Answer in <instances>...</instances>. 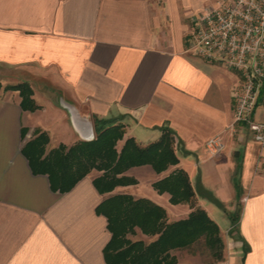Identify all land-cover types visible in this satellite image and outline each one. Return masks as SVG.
I'll list each match as a JSON object with an SVG mask.
<instances>
[{"label": "crops", "instance_id": "0c3cea01", "mask_svg": "<svg viewBox=\"0 0 264 264\" xmlns=\"http://www.w3.org/2000/svg\"><path fill=\"white\" fill-rule=\"evenodd\" d=\"M224 1L0 0V75L41 85L35 112L22 109L18 92L0 91V264H107L111 234L97 213L105 200L93 183L98 172L61 194L22 153L36 131L49 137L46 154L83 141L66 106L84 132L95 129V118L122 122L119 149L128 138L150 144L170 127L197 206L218 225L217 210L230 221L227 239L220 228L218 264H264V147L246 125L234 129L239 76L188 52L193 18ZM218 136L224 149L214 156L206 144ZM172 170L128 173L146 180L140 197L177 221L190 206L153 188ZM235 214L237 240L228 236Z\"/></svg>", "mask_w": 264, "mask_h": 264}, {"label": "trees", "instance_id": "16d2710c", "mask_svg": "<svg viewBox=\"0 0 264 264\" xmlns=\"http://www.w3.org/2000/svg\"><path fill=\"white\" fill-rule=\"evenodd\" d=\"M2 85L0 83V90ZM4 90L18 91L24 111L39 108L33 100V91L27 83L11 85ZM27 130H23L25 135ZM96 137L79 141L71 147L60 145L46 154L49 143L47 133L36 131V137L24 146L22 153L35 174L47 175L51 187L61 194L70 192L93 170L102 175L94 180L100 194L117 187L136 184V180L121 176L131 168L149 165L157 174L175 169L153 184L159 194L170 195L173 205L187 204L192 211L186 219L170 221L166 210L148 199H134L129 195H115L105 199L97 213L107 218L110 241L104 249L107 264H180L174 250L187 249L204 242L210 251L213 264L225 257V242L219 225L201 207L197 206V192L187 172L178 167L180 159L174 131L161 128L158 140L140 145L128 138L122 149L117 144L125 137V125L118 119L95 118ZM239 215L231 216L232 231ZM140 230L143 235L155 237L149 244L132 241L128 235ZM248 251L244 247V253Z\"/></svg>", "mask_w": 264, "mask_h": 264}, {"label": "built area", "instance_id": "2783aa9c", "mask_svg": "<svg viewBox=\"0 0 264 264\" xmlns=\"http://www.w3.org/2000/svg\"><path fill=\"white\" fill-rule=\"evenodd\" d=\"M188 52L237 72L234 124L246 125L264 147V0H229L206 8L193 18ZM206 146L214 156L224 149L219 136Z\"/></svg>", "mask_w": 264, "mask_h": 264}, {"label": "rangeland", "instance_id": "374dc122", "mask_svg": "<svg viewBox=\"0 0 264 264\" xmlns=\"http://www.w3.org/2000/svg\"><path fill=\"white\" fill-rule=\"evenodd\" d=\"M3 78L4 76L3 75H0V83L2 85V89H4L5 87L7 86H11V85H17V84H23V83H27L28 86L32 89L33 91V95H34V90L35 89H40V84L39 83H30V82H27V81H24V80H19V81H3ZM0 90V91H1ZM9 91H12V90H9ZM18 92V91H16ZM19 93V92H18ZM33 98V97H32ZM34 100V99H33ZM35 101V100H34ZM239 124H235V127L234 129L238 132L239 130ZM36 134V132L34 133V135ZM36 137V136H35ZM120 144L118 143L117 144V150L120 151L122 148H120ZM146 166H149V165H146ZM141 167H144V166H141ZM151 167V166H150ZM137 168V167H136ZM133 169V168H131ZM131 169H129L127 172H125L124 174H122L121 176H127V177H130L134 180H136V184L134 185H128V186H122V187H125V188H120L119 190H116L117 188H115L112 192H109V193H105L103 195H105V199H108L112 196H115V195H129L131 197H133L134 199H148V198H143V197H140L138 194L141 193V191L146 188V180H143L142 183L143 185H141V182L139 181V179L136 178V176L134 175H131L132 172L128 173ZM153 169V168H152ZM171 169H175L174 167L170 168L168 171H170ZM172 170V171H173ZM171 171V172H172ZM98 172V177H100L102 175L101 172L97 171V170H93L92 172H90L89 174L91 173H96ZM170 172V173H171ZM165 173V172H164ZM169 173V174H170ZM97 174V173H96ZM139 174H137L138 176ZM160 175V174H159ZM96 177V178H98ZM140 183V185H138ZM144 186V187H143ZM154 188V187H153ZM141 190V191H140ZM155 190V189H154ZM156 191V190H155ZM165 194V193H164ZM169 195V194H168ZM170 196V195H169ZM150 200V199H148ZM151 202H153L152 200H150ZM154 203V202H153ZM156 204V203H155ZM158 205V204H157ZM160 206V205H159ZM162 207V206H161ZM164 208V207H163ZM165 209V208H164ZM166 210V209H165ZM167 212V210H166ZM217 214H216V221L219 223V226L222 230L223 233H225V231L229 228V223L230 221L227 219V217H225V215H223V212L220 211V210H217L216 211ZM190 214V213H189ZM167 216H168V212H167ZM189 216V215H188ZM187 216V217H188ZM169 219V217H168ZM183 219H186V218H183ZM183 219H180V220H183ZM179 221V220H177ZM174 222V221H172ZM237 225H235V227L233 228V231H232V226L228 232V236L229 238L231 239H235L237 240ZM225 239H227V234L225 233ZM128 238L132 241H137V240H141L143 242H145L146 244H149L151 241H153L155 239V237H149V236H145L142 234V232L140 230H136V233L135 234H130L128 235ZM172 254L175 255L178 259V262L180 264H213V259H212V256H211V253L210 251L207 249V247L205 246L204 242H201L199 244H194L192 247L190 248H187V249H181V250H174L172 251Z\"/></svg>", "mask_w": 264, "mask_h": 264}, {"label": "water", "instance_id": "95a60500", "mask_svg": "<svg viewBox=\"0 0 264 264\" xmlns=\"http://www.w3.org/2000/svg\"><path fill=\"white\" fill-rule=\"evenodd\" d=\"M66 108L68 109V111L70 112L71 114V118H72V121L76 127V130L77 132L80 134L81 138L84 140V141H91V140H94L95 139V129L93 126H91L90 128V131L89 132H84V130H81L79 128V124H78V116L76 114V111L73 109V108H70L68 106H66Z\"/></svg>", "mask_w": 264, "mask_h": 264}]
</instances>
